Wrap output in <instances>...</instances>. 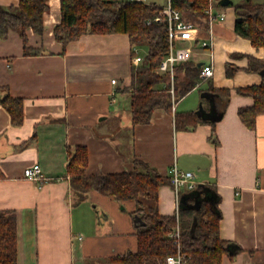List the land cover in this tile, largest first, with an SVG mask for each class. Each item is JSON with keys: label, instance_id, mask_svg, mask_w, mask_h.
I'll use <instances>...</instances> for the list:
<instances>
[{"label": "crops", "instance_id": "1", "mask_svg": "<svg viewBox=\"0 0 264 264\" xmlns=\"http://www.w3.org/2000/svg\"><path fill=\"white\" fill-rule=\"evenodd\" d=\"M219 1L211 4L226 16L213 22L210 49L199 43L208 27L197 26L176 39L177 46L193 48L188 61L199 67L212 62L214 74L175 99L171 111L156 108L149 123L131 121L124 88L139 63L133 61L127 33H86L63 46L53 34L61 1L48 0L43 33L26 30L28 47L15 30L0 40V87L21 97L24 110L22 124L12 125L0 103V210L17 216V264H120L111 258L137 246L141 219L134 210L152 205L163 214L178 210L171 182L159 188L157 199L140 197L141 205L95 189L75 191L67 147L77 144L87 147L88 174L133 170L139 158L169 176L175 160L194 173L197 186L216 195L219 233L228 242L222 264H264V113L249 129L238 111L252 105L253 97L237 90L264 82V68L248 69L249 57L264 62V46L237 33L234 2L222 6ZM227 63L236 68L230 75ZM200 104L197 115L205 121L176 128L175 113L197 112ZM36 163L43 167L42 177L27 178L25 169ZM188 192L182 190L179 203Z\"/></svg>", "mask_w": 264, "mask_h": 264}, {"label": "trees", "instance_id": "2", "mask_svg": "<svg viewBox=\"0 0 264 264\" xmlns=\"http://www.w3.org/2000/svg\"><path fill=\"white\" fill-rule=\"evenodd\" d=\"M61 20L53 29L54 38L66 46L86 33H127L130 37L132 57L139 45H147V54L139 64H133L131 83L124 88L129 93L131 121L134 124L149 123L156 108L172 110L171 77L158 73L156 68L167 55L169 47L168 21L157 17L163 6L143 0H60ZM212 0H170L181 10L184 20L207 28L209 19L206 9ZM235 31L251 40L255 46H264V1L240 0L234 3ZM48 0H19L16 5L0 4V40L8 37L11 30L19 32L28 47L27 32L32 28L43 33L44 13L48 11ZM249 71L261 70L264 62L249 57ZM227 74L236 68L227 63ZM201 67L192 61H184L175 67L174 92L182 97L201 80ZM216 90V89H214ZM238 92L253 97L252 105L241 106L238 115L243 123L254 129L257 116L264 113V82L240 86ZM217 91H224L217 89ZM227 93V90L225 91ZM0 103L10 113L11 124L19 126L24 120L23 99L11 96L0 87ZM176 128L195 126L201 120L196 111L175 113ZM205 121V120H204ZM68 171L71 186L75 191L86 193L95 189L118 200L140 197L157 199L159 188L171 181L143 159L135 158L133 170L88 174V151L86 145H68ZM4 176L0 168V178ZM186 193V204L179 203L178 220L181 227L180 248L189 264H222V256L228 251V242L219 233L220 210L216 202L208 199L213 190L200 185ZM197 194L202 198L199 209L193 207ZM133 215L139 214L137 246L134 250L117 254L111 259L120 264H167L166 258L176 253L177 244L171 232L177 223L176 213L163 214L157 206L148 209L140 206ZM17 216L8 209L0 210V264H17L18 239Z\"/></svg>", "mask_w": 264, "mask_h": 264}, {"label": "built area", "instance_id": "3", "mask_svg": "<svg viewBox=\"0 0 264 264\" xmlns=\"http://www.w3.org/2000/svg\"><path fill=\"white\" fill-rule=\"evenodd\" d=\"M206 15L209 19V25L207 28V36L201 38L199 41L200 46L204 48L212 47L214 42V33L212 32V26L213 22L216 20V18L222 19L225 18L226 12H217L214 8V6L210 3L209 7L206 9ZM164 18L166 21H168V35H169V47L167 55L161 60L159 63L160 65L156 68V71L158 73H166L169 74V77H171V87L169 91L172 94L173 98V106L175 105V99L176 95L174 92V72L176 65L190 60L193 52V48L190 46H176V39L181 36V34L188 30H193L197 28L198 25L194 24L193 22L184 20L182 17L181 10L175 8L171 5L170 0H167L166 4L163 5V8L160 11L159 16ZM134 63H139L143 61L142 55L136 54L133 58ZM214 74V65L212 62L207 63L201 67V70L199 72V77L202 79L211 78V76ZM113 82H116V79H112ZM175 108V106H174ZM172 166L169 170V177H171V184L176 192V196L178 199V206L180 197L182 194V190H191L197 187V183L194 180V173L190 170H183L179 167L178 163L174 160L172 162ZM43 173V167H41L38 163L28 166L25 171L24 175L31 179H40L42 177ZM180 206L178 207L179 210ZM178 210L176 211L177 215V223L175 227L173 228V231L171 232L172 237H174V240L177 244V252L173 253V255H169L166 258L167 264H189L187 262V257L185 253L182 252V249L180 248V238H181V227H180V221L178 220Z\"/></svg>", "mask_w": 264, "mask_h": 264}, {"label": "water", "instance_id": "4", "mask_svg": "<svg viewBox=\"0 0 264 264\" xmlns=\"http://www.w3.org/2000/svg\"><path fill=\"white\" fill-rule=\"evenodd\" d=\"M233 1L232 0H220L219 1V4L220 5H229V4H232ZM261 74L264 75V69L261 70ZM203 109V105L200 104V109H198V111L196 112L197 114H200V110ZM215 193H211L210 195H208V199L211 200V201H215L216 197H215ZM187 199H189V196L186 195V196H183L182 199H181V203H184L186 204L187 202ZM201 201H202V198H199V194H197L196 196V199L194 201V203H192L191 205L197 209H199L201 207Z\"/></svg>", "mask_w": 264, "mask_h": 264}, {"label": "rangeland", "instance_id": "5", "mask_svg": "<svg viewBox=\"0 0 264 264\" xmlns=\"http://www.w3.org/2000/svg\"><path fill=\"white\" fill-rule=\"evenodd\" d=\"M159 3H161V4H164L167 0H157ZM219 1V0H218ZM235 4L238 2V1H240V0H232ZM225 8H227V7H225ZM229 9V8H228ZM217 11V10H216ZM263 18H264V16H263ZM178 44H176V46H177ZM138 50L140 51V53L139 54H141L142 55V57H143V55L145 56L146 54H147V52H148V50H147V45L146 44H142V45H139V48H138ZM144 58V57H143ZM172 95V94H171ZM177 98L178 97H176V100H177ZM171 99H172V102H173V98H172V96H171Z\"/></svg>", "mask_w": 264, "mask_h": 264}]
</instances>
